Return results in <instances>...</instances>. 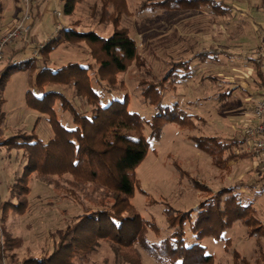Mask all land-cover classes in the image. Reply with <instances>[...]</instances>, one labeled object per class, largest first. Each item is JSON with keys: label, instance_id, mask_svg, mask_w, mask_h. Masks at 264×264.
I'll return each instance as SVG.
<instances>
[{"label": "rangeland", "instance_id": "rangeland-1", "mask_svg": "<svg viewBox=\"0 0 264 264\" xmlns=\"http://www.w3.org/2000/svg\"><path fill=\"white\" fill-rule=\"evenodd\" d=\"M162 1H107L108 10L115 12L114 18L119 16L120 27L128 29L129 35L137 41L139 60L128 72L117 76L118 88L103 91L102 94L107 103L128 96V113L138 116L144 124L146 136H150L152 130L159 134L157 139L151 141L145 161L136 169L138 183L131 204L146 225L142 229L143 238L136 248L140 253L141 264L172 263L170 257L160 249L162 240L175 231L169 227L167 213L164 212L166 207H170L175 213L169 217L172 225L180 226L181 214L190 212V223L184 225L187 234L185 247L197 241L206 248V255L213 256L214 264H236V256L253 258L264 249V170L258 167L259 170L254 169L250 160L232 163L231 166H228L229 162L218 167L212 162L215 152L206 147L213 144L212 138L245 139L244 128L251 120L255 102H248L246 96L258 94L256 85L251 81L256 80L255 73L251 77L250 70L243 65H237V71L230 68L228 72L226 68L218 71L208 65L197 68L195 64L199 60L196 59L189 68L175 72L181 76L191 72L194 78L187 79V83L183 80L176 87L171 83V78L164 83L162 96L155 98L153 103L151 99H145L143 87L140 86L150 82L156 84L173 69L174 62L187 61L206 48L220 47L225 51L235 50L236 54L248 51L244 52L243 57L251 59L252 56L254 59L252 53L264 47V0H213L200 5H191L185 0H168L166 4H157ZM6 2L9 6L5 26L12 21L8 26L11 27L16 22L14 19H18L20 14L22 16L23 11L19 8L22 0H1L0 10L5 11ZM148 2L152 4L146 6ZM215 2L230 6L231 13L223 17L210 13V6L215 5ZM57 9L54 5L52 12L46 14L49 24L55 18L53 11ZM102 9L103 0H85L77 6L72 17L62 14L64 20L68 21V27L81 32L94 31L107 38L114 30L111 23L113 19L102 22ZM241 21L248 28L242 29V25L238 24ZM245 33L243 46L239 45L237 40ZM258 44L261 46L255 49ZM89 48L86 42L64 43L49 54H41L35 66L27 71H12L9 74L2 91V109L7 114V120L0 141L17 134H35L42 142L51 141L56 134L50 122L52 115L66 129L74 127L60 99L49 100L47 105L52 106L53 113H42L41 107H37L41 104L34 102L33 97L41 96L40 83H49L57 76L51 77L48 72L40 76L38 82L36 77L45 67L42 64L44 60L54 72L69 63L92 64L97 70ZM238 59L237 56L221 58L226 66H231L230 62L238 63ZM255 68L254 64L256 72ZM244 84H248V89L230 94L231 88ZM73 88L72 85L48 84L43 90L61 93L74 107L89 114L87 99L78 95ZM95 88L101 90L96 85ZM29 91L32 100L27 104ZM201 138L204 140L202 145ZM207 139L210 141L207 142ZM27 156L25 149L0 146V201L12 198V186L23 176ZM73 179L72 175L55 177L36 172L27 181L29 193L14 196V206L18 207L26 199L27 205L19 211L8 208L5 224L0 218V244L4 243L7 230L20 237L23 242L17 251L18 261L51 252L53 241L50 234L65 229L67 219L82 211L113 203L111 198H103L98 186L84 183L75 185ZM256 183L262 184L253 189ZM20 186L23 184L19 182L18 192L21 191ZM228 188H233L238 195L234 199L238 203L227 201L215 205L213 200L211 205L205 201ZM200 217L201 224L196 229ZM249 219L248 225L253 222L251 229L261 226L253 238L244 223ZM202 225H205L201 235L203 238L195 240L198 228ZM99 244L86 264H126L116 257L113 244L109 241ZM3 260L14 264L10 258Z\"/></svg>", "mask_w": 264, "mask_h": 264}, {"label": "trees", "instance_id": "trees-1", "mask_svg": "<svg viewBox=\"0 0 264 264\" xmlns=\"http://www.w3.org/2000/svg\"><path fill=\"white\" fill-rule=\"evenodd\" d=\"M84 1L60 0L63 4V14L72 17L77 6ZM107 1L103 0L102 22H109L113 19L111 23L114 30L109 37L104 38L94 31L81 32L65 26L41 50V54L46 55L64 43L86 42L98 68L95 70L92 64L69 63L54 72L47 66V61H43L42 64L45 67L37 75V82L40 80V76L48 72H50L51 77L57 76V78L51 79L49 83H40L42 94L39 97H33L34 102L38 101L41 104L37 107H41L42 113H53L52 106L48 107L47 104L49 100L60 99L62 108L69 112L74 127L66 129L52 115L50 122L56 134L51 141L42 142L35 134H17L0 141V146L25 149L28 154L26 165L23 168V176L12 186V198L2 203L1 222L5 224L7 221L8 208L13 207L19 211L22 209L21 207L27 205V199L23 203H19L18 207L14 206L12 200L16 194L26 195L29 193V188L26 186L27 181L30 175L36 172L42 173L43 176L64 177L65 175H72L75 178L73 179L75 185L80 183L96 185L101 190V194L104 195L103 198H111L113 203L109 205L105 203V206L82 211L70 220L67 219L65 229H58V231L50 234L53 241L51 252L43 253L38 257H27L18 261L16 255L23 241L20 237L13 236L10 231H5L4 243L0 244V264L5 258H10L14 264H86L101 241H109L113 244L114 254L121 258L124 263H142L136 246L143 238L142 229H145L146 225L131 204V199L134 197V190L138 183L135 177L136 169L145 161L151 147V141L154 138L157 139L159 134L152 130L150 136H146L144 124L138 116L128 113V96L122 100H111L107 103L102 94L103 91L118 88L117 76L120 73L128 72L130 67L139 60L137 41L129 35L128 29L120 27V18L119 16L114 18L115 12L108 10ZM167 1L163 0L157 4H166ZM211 1L213 0H185L191 5L207 4ZM151 4L148 2L146 6ZM210 8L212 14L218 17H223L231 12V7L223 2H215V5L210 6ZM222 54L223 52L218 49L206 48L187 61L174 62L173 69L162 80L156 84L150 82L140 86L143 87L142 94L145 99H151L150 102L153 103L155 98L162 96L163 85L168 80L173 78L171 83L176 87V84L182 83L183 80L190 79L192 76L191 72L181 76L176 74V71L189 68L195 59L201 63H207L209 60L216 61L217 57ZM36 63L37 60L34 58L20 62H15L14 58H11L8 61L7 69L0 73V136L3 134L6 121V113L2 109L4 104L2 91L7 81L6 78L12 71H27ZM255 66L257 67L255 69L259 82L264 85V74L259 66L256 64ZM91 74L93 76H90ZM48 84L72 85L78 95L87 99L90 113L74 107L59 92H45L43 89ZM95 85L101 90H97ZM30 94L29 91L27 93L28 103H31L32 100ZM246 139L247 137L244 140L212 138L213 144H208L206 149H211V152L213 149L215 154L212 162L218 167H222L231 161L238 162L253 158V154L249 152H236L246 143ZM199 140L200 145H202L203 138ZM209 141L207 139V142ZM214 143L217 145L215 146ZM205 146L207 145L205 144ZM19 182L23 184L20 186V192L17 191ZM225 196H227L226 199H224ZM235 198H238V195L234 193L233 188H230L222 190L215 198L205 201L212 205L211 202L214 200L215 205L217 203L221 205L222 202L227 201L230 203L237 202L234 200ZM226 207L225 205V212ZM164 212L167 213L169 227L174 228L175 231L168 238L160 241V249L170 257L171 264H214L213 256L204 253L206 248L201 246L200 242L188 243L187 247L184 245L187 239L184 225L186 222L190 223L188 217L190 212L181 214L180 226L172 225L170 222L169 217L175 214L170 207H166ZM201 220L202 217L197 221L196 229L201 224ZM250 221L249 219L244 223L250 230V237L253 238L261 226L251 229L253 222L248 225ZM204 226L198 228L197 235L194 237L195 240L203 238L201 235L205 231ZM259 250L260 247L257 251L259 252ZM235 261L236 264H264V249L256 257L236 256Z\"/></svg>", "mask_w": 264, "mask_h": 264}, {"label": "crops", "instance_id": "crops-1", "mask_svg": "<svg viewBox=\"0 0 264 264\" xmlns=\"http://www.w3.org/2000/svg\"><path fill=\"white\" fill-rule=\"evenodd\" d=\"M1 1V0H0ZM5 1V0H4ZM56 5V8H58L56 11H53L54 12V15H55V18L51 19L52 22L49 24L48 22V17H46V14L52 12L53 10V6ZM8 6L7 5V2L5 3V11L3 10H0V38L6 33V31L10 28L8 27L11 22L5 26V22L7 20V11H8ZM21 7V4L19 3V8ZM3 8V9H4ZM22 9V7H21ZM63 10V4L60 2V0H44L43 3H41V0H39L35 5H34V10H33V13H34V23H33V29H32V32L29 36L28 41H18L16 43H14L13 45H11L7 51L5 52L6 53V60L5 62L3 63V65H1V68H0V73L4 72L6 69H7V65H8V61L11 59V58H14V61L15 62H20V61H25V60H29V59H32V54L34 53L33 51L35 50H38V48H40L41 46H45L48 42H50L53 37H55L57 35V29H58V24H62L64 26H68V21L67 20H64V17H58L56 14L57 12H62ZM204 11V10H203ZM210 13L211 10H209ZM204 13H207L206 11H204ZM231 13V12H229ZM21 15V14H20ZM19 15L18 19L21 17ZM67 17V16H66ZM63 18V19H62ZM18 19H14L15 21H17ZM14 21V22H15ZM238 24H241L242 25V29H246L248 28V26H246V24H244V22H240ZM263 29V28H262ZM249 31V30H248ZM247 31V32H248ZM246 32V33H247ZM246 33L244 35H242V37L240 39L237 40V43L239 45H242L243 46V37L246 35ZM215 43V42H214ZM264 43H262L263 45ZM261 45L258 44V46L255 48L257 49L258 47H260ZM212 49V48H210ZM218 49L219 51H222L223 54L220 55V57H217L218 59L216 61L214 60H209L207 63H201L199 61V63H196L195 65L197 66V68H200V66H210V67H213L215 69H217L218 71H220V69H225L226 68V72L230 71L228 69L230 68H233L231 69L232 71H235L236 69H238V66L237 65H240L243 67H248L247 69L250 70V76L252 77V75L255 73V76L257 77L256 75V72L254 71V59L253 57L251 56V59L249 58H245L243 56L244 55V52H240L238 54H236V51L233 50V54L232 52L230 51H225L223 49H221L220 47L219 48H216ZM248 52V51H246ZM245 52V53H246ZM255 51L252 53V55H254ZM239 57L238 59V63L237 62H230V65L231 66H226V65H223V61L221 60V58L223 57H226L227 59L230 58V57ZM245 58V59H242V58ZM36 59V58H35ZM196 60V59H195ZM194 61V60H193ZM235 63V64H234ZM255 64L257 65L256 61H255ZM194 65H192L193 67ZM259 66V65H257ZM224 67V68H223ZM237 71V70H236ZM197 73V72H196ZM199 73V72H198ZM194 76L192 75L190 79H193ZM185 82L187 80H184ZM251 81L253 82V85H256V90H258V94L257 96H250V95H247V100L248 102H251V101H257L259 100L260 98H262V94L264 93V85L261 84V82H259V79L258 77L256 78V80H252ZM187 83V82H186ZM242 83V82H241ZM247 83V82H245ZM179 85V84H178ZM245 85V84H244ZM238 85V86H234V88L232 89L231 88V92L230 93L231 95L235 92V93H238L239 91H245V89H248L246 88V86L248 87V84L247 85ZM240 89V90H239ZM234 91V92H233ZM28 93V92H27ZM27 98V97H26ZM254 102V103H255ZM28 103V102H27ZM252 103V102H251ZM6 113V112H5ZM251 115H252V111H251ZM6 117H7V114H6ZM5 117V118H6ZM7 120V118H6ZM249 121V120H248ZM5 125H6V121H5ZM5 125L3 127V130H5ZM4 132L3 131V135H4ZM14 136V135H13ZM11 137V136H10ZM9 138V137H8ZM222 138V137H220ZM234 137H227V139H232ZM3 146V145H2ZM253 146V143L248 140V138L246 139V143L241 146V149H237L236 152H249L252 151V147ZM249 160V159H248ZM242 161H247V160H242ZM242 161H238V162H234V161H231L228 166H231L232 163L233 164H238ZM250 162H252V166L254 169L256 170H259L258 168H256L255 164H254V161H253V158L250 159ZM262 183H256V185L254 186L253 189L257 188L258 185H261ZM239 187V186H238ZM241 188V187H240ZM230 189V188H228ZM244 194V193H243ZM250 197H252V195L249 194ZM248 196V197H249ZM212 197V196H210ZM210 199V198H208ZM5 203L6 201L5 200H1L0 201V216L2 217V213H3V210L1 209L2 208V203ZM14 213H16V211L14 210ZM0 217V218H1ZM12 235H14L15 237H17L16 234L12 233ZM42 251V250H41Z\"/></svg>", "mask_w": 264, "mask_h": 264}, {"label": "built area", "instance_id": "built-area-1", "mask_svg": "<svg viewBox=\"0 0 264 264\" xmlns=\"http://www.w3.org/2000/svg\"><path fill=\"white\" fill-rule=\"evenodd\" d=\"M38 0H22V16L6 31V33L0 38V68L6 60L7 49L18 41H28L34 23V5ZM58 17H62V12H57ZM65 26L58 24L57 32L62 30ZM43 46L38 50L33 51V58L39 59L41 56V50ZM254 60L259 69L264 74V47L256 52ZM262 98L257 100L252 107L251 120L248 121L245 129V137L253 143L251 154H253V160L256 167L264 170V93ZM2 264H10L9 261L2 260Z\"/></svg>", "mask_w": 264, "mask_h": 264}]
</instances>
